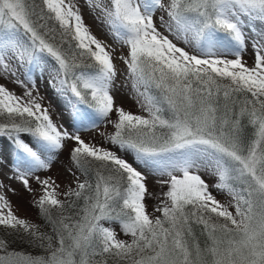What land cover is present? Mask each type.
<instances>
[{"label":"snow or ice","instance_id":"1","mask_svg":"<svg viewBox=\"0 0 264 264\" xmlns=\"http://www.w3.org/2000/svg\"><path fill=\"white\" fill-rule=\"evenodd\" d=\"M84 6L112 43L79 0H0V264H264V0ZM121 74L146 115L117 104ZM69 145V182L42 177Z\"/></svg>","mask_w":264,"mask_h":264},{"label":"rangeland","instance_id":"2","mask_svg":"<svg viewBox=\"0 0 264 264\" xmlns=\"http://www.w3.org/2000/svg\"><path fill=\"white\" fill-rule=\"evenodd\" d=\"M81 3L84 19L85 22L90 26L92 32L98 36L101 39L107 40L109 43H112L111 37L107 34L106 29L96 20L95 16L90 12V10L84 6V0H79ZM256 28H261V25L257 22ZM245 59L248 61L249 64L252 63V57H251V50L249 49V52L245 55ZM119 63V62H118ZM121 69H123V65H119ZM37 84L40 88V92L43 96H45V103L51 102L53 113H54V119L58 124H63L65 127H68L70 121H71V114L66 109L64 105V101L60 99L56 93L53 91L52 88H50L47 84L48 80V74L47 71H45V74L43 76V79L40 78L39 71H37ZM123 74H121L119 80L117 81V84L119 85L118 90L114 93L116 97V102L119 105H122L126 110H129L136 114L146 115L142 111V109L139 107V105L136 103L135 98L131 97L129 95V89L127 87L123 86ZM4 82V81H0ZM9 87H13V85L9 84ZM18 92L19 89H16ZM71 131L72 129L69 128ZM105 126L103 124L100 125L99 131H104ZM82 137L86 141H95L99 142L100 137L98 134V131L96 130H84L81 132ZM69 145L66 147L58 156L56 159L52 169L48 172H41L39 173L42 177L43 176H52L55 178L58 182L61 183V185H66L69 180L71 179L68 174L65 171V166L68 164V157H69ZM12 153L13 149L11 144L5 139L3 142H0V161H9L12 159ZM8 171L7 164L4 166V172L6 173ZM205 179H209L207 176L204 177ZM5 183H10L13 188H15L18 192V195L16 196H10L12 202L14 205L17 206L18 212L17 214L21 217L28 218L29 220L38 223L43 224V220L38 215V210L32 206V199L33 197L26 192L19 183L14 181H8L5 179ZM35 187V185H34ZM149 187L156 191L155 184L150 180ZM218 198L221 200H224L225 197L218 195ZM155 203L153 200H149V211H152V206ZM120 238L127 239V237L123 236L121 234ZM43 253V250H40ZM44 254V253H43ZM41 254V255H43Z\"/></svg>","mask_w":264,"mask_h":264},{"label":"trees","instance_id":"3","mask_svg":"<svg viewBox=\"0 0 264 264\" xmlns=\"http://www.w3.org/2000/svg\"><path fill=\"white\" fill-rule=\"evenodd\" d=\"M249 131H251V129H249ZM33 254L41 255L43 253L40 251V249H36V250H33Z\"/></svg>","mask_w":264,"mask_h":264}]
</instances>
